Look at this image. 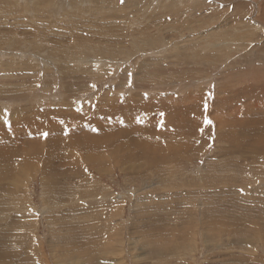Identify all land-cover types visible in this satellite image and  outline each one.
<instances>
[{"label":"rangeland","instance_id":"1","mask_svg":"<svg viewBox=\"0 0 264 264\" xmlns=\"http://www.w3.org/2000/svg\"><path fill=\"white\" fill-rule=\"evenodd\" d=\"M0 264H264V0H0Z\"/></svg>","mask_w":264,"mask_h":264},{"label":"snow or ice","instance_id":"2","mask_svg":"<svg viewBox=\"0 0 264 264\" xmlns=\"http://www.w3.org/2000/svg\"><path fill=\"white\" fill-rule=\"evenodd\" d=\"M122 2H123V0H122ZM129 76H131L130 73H129ZM78 110H79V109H78ZM205 110H207V105H205ZM5 123H7V121H5ZM205 123H206V124H210L211 121H209V120H205ZM161 127H162V125H161ZM42 135H44L45 137H47L48 133L45 132V133H43Z\"/></svg>","mask_w":264,"mask_h":264},{"label":"bare ground","instance_id":"3","mask_svg":"<svg viewBox=\"0 0 264 264\" xmlns=\"http://www.w3.org/2000/svg\"><path fill=\"white\" fill-rule=\"evenodd\" d=\"M247 126H249L248 124H247ZM133 140V139H132ZM257 174V173H256ZM204 195V194H203ZM206 197V196H205ZM138 225V224H137ZM141 237V236H140Z\"/></svg>","mask_w":264,"mask_h":264}]
</instances>
